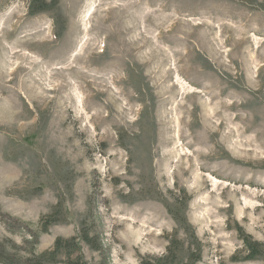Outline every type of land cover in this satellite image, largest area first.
Wrapping results in <instances>:
<instances>
[{
    "label": "rangeland",
    "instance_id": "obj_1",
    "mask_svg": "<svg viewBox=\"0 0 264 264\" xmlns=\"http://www.w3.org/2000/svg\"><path fill=\"white\" fill-rule=\"evenodd\" d=\"M83 225L91 264H264V0H0V247Z\"/></svg>",
    "mask_w": 264,
    "mask_h": 264
},
{
    "label": "trees",
    "instance_id": "obj_2",
    "mask_svg": "<svg viewBox=\"0 0 264 264\" xmlns=\"http://www.w3.org/2000/svg\"><path fill=\"white\" fill-rule=\"evenodd\" d=\"M58 221L56 214H51L43 221L41 232H47L49 227ZM240 233L243 235L244 251L246 259H252L256 256L264 257V243L253 239L252 235L246 234L240 227ZM29 241V239H27ZM29 242L39 243V234L33 233ZM83 242L87 243L93 250H102L103 245L98 236H92L89 230L83 225L77 235L70 238L57 237L52 248L38 252L36 249L30 251L27 255H20L18 252L7 251L0 247V264H53L63 260L69 264H91L86 260L83 251ZM175 241H171L167 248L165 257H177V251L174 249ZM197 258H201L198 255ZM235 255L234 259H238Z\"/></svg>",
    "mask_w": 264,
    "mask_h": 264
}]
</instances>
